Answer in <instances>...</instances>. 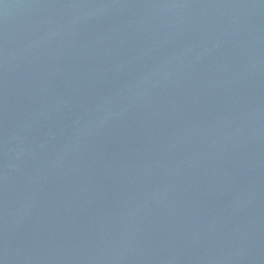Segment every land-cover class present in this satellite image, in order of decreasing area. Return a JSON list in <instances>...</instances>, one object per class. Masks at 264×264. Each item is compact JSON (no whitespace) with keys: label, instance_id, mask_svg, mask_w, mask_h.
Here are the masks:
<instances>
[{"label":"water","instance_id":"water-1","mask_svg":"<svg viewBox=\"0 0 264 264\" xmlns=\"http://www.w3.org/2000/svg\"><path fill=\"white\" fill-rule=\"evenodd\" d=\"M0 264H264V0H0Z\"/></svg>","mask_w":264,"mask_h":264}]
</instances>
